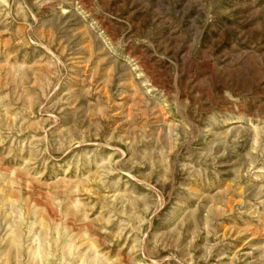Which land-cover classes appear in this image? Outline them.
Listing matches in <instances>:
<instances>
[{
  "label": "rangeland",
  "instance_id": "374dc122",
  "mask_svg": "<svg viewBox=\"0 0 264 264\" xmlns=\"http://www.w3.org/2000/svg\"><path fill=\"white\" fill-rule=\"evenodd\" d=\"M0 264H264V0H0Z\"/></svg>",
  "mask_w": 264,
  "mask_h": 264
}]
</instances>
